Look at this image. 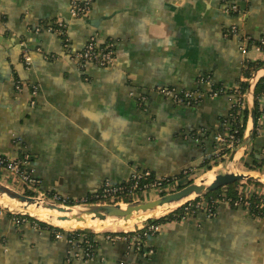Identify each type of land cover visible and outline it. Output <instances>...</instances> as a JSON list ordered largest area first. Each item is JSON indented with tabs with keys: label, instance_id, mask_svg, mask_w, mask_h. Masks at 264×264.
<instances>
[{
	"label": "crops",
	"instance_id": "crops-1",
	"mask_svg": "<svg viewBox=\"0 0 264 264\" xmlns=\"http://www.w3.org/2000/svg\"><path fill=\"white\" fill-rule=\"evenodd\" d=\"M69 3L0 0V156H27L26 169L39 181V191L72 200L95 193L104 181L122 185L135 171L158 178L206 171L202 163L215 159L218 150L213 127L231 110V96L206 97L186 107L151 90L190 91L202 75L231 88L244 78V60L261 63L255 75L264 76V54L251 48L242 54L240 41L223 33L237 23L251 38L264 37V0H242L240 18L226 14L220 0H92L88 13L72 20ZM57 19L67 25L69 50L59 37L33 32ZM91 35L113 43L114 61L80 71L68 51L82 49ZM24 54L31 60L27 67ZM32 83L38 86L34 107L26 88ZM254 86L246 87L249 114L244 136L226 156L231 163L243 165L250 153L264 159V95L255 122ZM137 95L147 96L145 110ZM254 174L264 181V164ZM192 197L162 208L174 209ZM151 211L118 228L140 223ZM15 223L0 213V264H264V218L225 205L211 217L198 213L162 223L145 242L152 249L147 260L124 241L111 244L96 236L95 261H68L63 241L37 226Z\"/></svg>",
	"mask_w": 264,
	"mask_h": 264
},
{
	"label": "built area",
	"instance_id": "built-area-1",
	"mask_svg": "<svg viewBox=\"0 0 264 264\" xmlns=\"http://www.w3.org/2000/svg\"><path fill=\"white\" fill-rule=\"evenodd\" d=\"M241 1L242 0H220L224 12L234 18H240V16L242 15L239 10V3ZM91 5L92 0H70L68 17L72 20L81 19L88 13ZM33 32H46L53 34L61 39L63 48L69 50L67 25L64 21L57 19L51 25L35 28ZM223 33L225 38H237L240 41V51L242 54H245L249 48L258 53L264 54V37L258 39L251 38L249 35L243 33L242 29L237 23L231 24L227 29L223 31ZM68 54L80 71H83L88 66L107 68L112 66L114 61L113 43L109 40L101 41L95 35H91L87 38L82 49L73 53H69L68 51ZM45 58L49 59V57ZM22 62L26 67L29 66L31 63L29 55L24 54L22 56ZM255 74L250 79L243 78L242 80H240L241 82L247 83L249 91L257 82ZM211 86L212 83L210 76L202 75L196 80L195 88L190 91H181L173 87L161 86L155 87L151 91L169 100L173 104L183 105L186 107H195L206 97L214 98L220 95L227 94L228 90L232 91L228 95L232 98L231 109H235L234 115H232V113H228V115L226 116V120L222 124L219 122L217 126L213 127V132H215L214 142L218 145L217 155L215 158V161L217 162L219 160L226 159L228 153H230V151H232L240 143L237 130L229 131L231 122L228 117L235 121V119L240 115L247 101L246 93L242 92L240 86L237 83L231 88L223 87L221 93L218 91H214ZM21 88L22 84L20 82H16L15 89L17 91H20ZM26 88L29 92V104L30 106L34 107L38 96V86L33 83L26 84ZM130 96H132V93H130ZM136 99L142 109L145 110L144 106L147 102V96L137 95ZM220 127H223L224 131H219ZM199 133L202 134L203 131H199ZM194 135L196 134H193V136ZM20 165L25 168L20 170ZM0 166V171H3L5 176L13 178L15 182L20 186L21 190L37 193V191L39 190V181L26 169L27 156H23V159L21 161L18 159H10L0 156ZM150 177L151 173L144 170L135 171L134 173H132L128 180L122 185H113L109 181H104L97 194H95V199L98 203L97 205L106 204L107 202H111L112 204H120V202H122L121 199L123 196L130 198V202H134L136 200L135 195H138V191L139 194H142L144 192L160 190L165 186L163 182L166 178H158L153 176V178L149 181ZM249 187L244 183L238 185L235 189V192L237 194V198L235 199L227 197L226 193L228 190L226 187H222L220 191L221 198L215 201L214 205H225L230 208L233 207L244 209L252 217L264 218V197L258 199V203L255 206L252 205V199L256 196H260L262 191L254 190L253 188L251 189ZM45 196L57 202H62L63 205L66 204V199L60 197L56 193H47L45 194ZM116 199H120V201L113 203ZM82 205L84 206V204H81V206ZM181 206H183V210L187 215L191 212L192 209H204L206 203H204L203 200L200 199L197 201H187ZM10 213L17 214L13 212ZM206 215L209 217L213 216L214 210H207ZM187 218L188 217H185L184 220H187ZM15 222L20 224H28L24 222L23 219L21 221L15 220ZM32 226L36 225L32 224ZM160 226L161 224L158 223H144L136 231L130 233H127L125 231H122L121 233L116 231H109L103 232L101 234H95L96 236H101V239L103 241L111 244L117 241H124L129 250L138 253L142 260H147L152 255V249L145 248V242L148 238L158 234ZM67 232L70 231L62 230V232H55L53 233V237L55 240L63 241L65 243L67 247L66 250L68 261L70 259L83 261L85 263L95 261L96 246H91L87 241H85V244H87V247H85L80 243L81 239L74 240L67 238Z\"/></svg>",
	"mask_w": 264,
	"mask_h": 264
},
{
	"label": "trees",
	"instance_id": "trees-1",
	"mask_svg": "<svg viewBox=\"0 0 264 264\" xmlns=\"http://www.w3.org/2000/svg\"><path fill=\"white\" fill-rule=\"evenodd\" d=\"M261 63L259 62H252V61H244L242 64V69H241V75L246 78V79H250L255 72H257V70L260 68ZM209 76V75H207ZM237 84L240 86L242 92L246 91V87H247V83L245 82H241V81H237ZM212 89L214 91H218V92H222L223 90V86L222 85H217V84H212ZM232 91L228 90L227 94H230ZM264 95V76L260 77L255 86H254V90H253V97H254V119L255 122L257 121L258 117H259V113H258V99ZM234 108L231 109L229 111V113H232V115H234ZM249 111L247 110V106L245 104L244 108L242 109L240 115L235 119V121L231 118L228 117V119L231 122L230 125V130H237L238 132V137L239 139H242V137L244 136V132H245V128H246V121H247V117H248ZM226 116L222 117L219 119V122L222 124L225 120H226ZM256 125V124H255ZM256 127L254 129L253 132V136L256 135ZM219 131H224L223 127L219 128ZM215 133V132H213ZM23 156H20L18 158V160H22ZM214 162L215 159H208L205 160L201 167H209V165L211 164V162ZM216 163L218 162H214L215 165H217ZM264 164V159L263 158H257L256 156L253 155V153H250V159L248 162H245L243 165L246 169V171L249 172H261V167ZM1 168V166H0ZM20 170L24 169L25 167H23L22 165H20ZM198 170L196 169L195 171H187L186 173H181L180 175H177L175 177H171V178H166L165 181L163 182L164 185H170L173 182H179V181H183V180H187L189 179L190 176H192V174L196 173ZM153 174L151 173V177L149 179V181L153 178ZM191 179H189L190 181ZM240 182H236L233 184H230L228 186H226L227 188V193L226 196L227 197H231L232 199L237 198V194L235 192V189L238 185H240ZM246 184H251L254 185L257 188H262L263 191L261 193L260 196H256L252 199V205L255 206L258 203V199L264 197V187L256 182H249L247 181ZM221 188L217 189L215 191L206 193L204 195H202V199L204 203H206V206L204 209H200V210H191V212L189 214L186 215V213L183 210V206H180L179 208H177L176 210H174L173 212H171L170 214L158 218V219H150L149 221H147L146 223H158V224H162V223H167V222H179L181 220H184L185 217H188L187 219H189L190 217L198 214V213H205L207 212V210H214V213L217 209V207L219 205H214L215 201L219 200L221 198L220 194H221ZM98 191H96L95 193L89 194L87 195L85 198L83 199H78V200H72V199H66V204L67 206H74V205H81V204H88V205H92V204H96L97 201L95 199V194H97ZM137 194L139 195V191L137 192ZM122 202L124 203H128L130 201L127 200L126 196L122 197ZM200 200V199H195V201ZM120 199H116L113 203L119 202ZM215 206V207H214ZM214 207V208H213ZM233 208V207H232ZM244 210V209H243ZM0 213L5 214L6 216H10L12 217L14 220L17 221H21L22 219L24 220V222L32 225L35 224L37 227L42 228L44 230H47L50 234L49 236L54 239L53 237V233L55 232H62L61 229H57L54 228L48 224L33 220L31 217L29 216H25V215H21V214H11L9 211H6L4 209H2L0 207ZM254 218V217H253ZM16 226L18 225H22L20 223H15ZM96 236V234L94 232H92V230L89 229H78L72 232H67L66 233V237L69 239H74V240H79L81 239V244L84 245L85 247H87V244H85V241L88 242L89 245L91 246H98V244L96 243V241L94 240V237Z\"/></svg>",
	"mask_w": 264,
	"mask_h": 264
},
{
	"label": "water",
	"instance_id": "water-1",
	"mask_svg": "<svg viewBox=\"0 0 264 264\" xmlns=\"http://www.w3.org/2000/svg\"><path fill=\"white\" fill-rule=\"evenodd\" d=\"M251 117L252 120L254 121L253 113ZM244 181H254L264 185V181H262L260 177H252L249 174L237 173L231 169L228 170V172L225 174L213 175V180L210 182L209 185H206L204 183L197 184V182L191 183L188 184L186 187L179 189L178 191H175L165 196H161L160 198L155 200H151L147 202H132V203H127L125 205L102 204V205L92 206L89 208L88 207L86 208L83 207V208L87 210L88 215L93 214L94 218L98 219L99 221L113 220V219L127 220L133 214H137L140 212L145 213L147 211L153 210L155 207H158L160 205L178 202L191 195L192 196L203 195L215 191L217 189H220L222 187H226L230 184L236 182H244ZM3 195L6 196L8 199L15 200L16 202L21 204L38 205V206L40 205L45 209L57 210L58 212H64V210L74 208L73 206L63 207V206L51 205L42 202L41 200L34 199L32 197H26L24 195H20L0 185V196Z\"/></svg>",
	"mask_w": 264,
	"mask_h": 264
},
{
	"label": "bare ground",
	"instance_id": "bare-ground-1",
	"mask_svg": "<svg viewBox=\"0 0 264 264\" xmlns=\"http://www.w3.org/2000/svg\"><path fill=\"white\" fill-rule=\"evenodd\" d=\"M210 175L212 176L207 181L205 182L201 181L199 182V184L204 183L206 185H209L210 182L213 180L214 174L209 172L208 175L202 178V179H206ZM191 196H188V197H191ZM0 204L8 206L12 211L23 212L27 216L33 219H36L39 222L54 225L56 227H60L66 230H78V229H86V228L101 230V229H106V228L108 229L118 228V227L123 226L125 223H130L134 219H140L142 217L138 215L139 213H137V214H133L132 216H130L127 220L113 219V220L99 221L98 219L94 218L93 214L88 215L87 210H85L82 206H77L72 209H67V210H64V212H58L57 210L45 209L40 205L38 206V205L21 204V203L16 202L15 200L8 199L4 195L0 196ZM162 206L163 205L155 207L149 214H146L147 216L144 217L140 221V223L146 219L153 218L160 211L167 210V208H162ZM176 208L177 207H175L174 209ZM174 209L167 210V213L173 211Z\"/></svg>",
	"mask_w": 264,
	"mask_h": 264
},
{
	"label": "rangeland",
	"instance_id": "rangeland-1",
	"mask_svg": "<svg viewBox=\"0 0 264 264\" xmlns=\"http://www.w3.org/2000/svg\"><path fill=\"white\" fill-rule=\"evenodd\" d=\"M228 159L229 158H226V159H222V160L217 161L218 162V163H216L217 165L214 164L215 161L214 162L212 161L206 171H199L197 173L192 174V176L189 177V179H191L190 181H189V179H187V180H183V181H179V182H173L169 186L168 185H165L160 190L151 191V192H144L142 194L135 195V199L136 200L134 202H147V201H151V200L158 199L161 196L168 195V194L173 193L175 191H178L179 189H181L183 187H186L188 184L195 183L198 178H200L201 176H203L207 172H210V173H212L214 175H220V174L227 173L228 170H231V168H232V170L234 172H237V173L249 174L252 177H256L257 176L256 174L252 175L253 172L246 171L244 165H241L240 163H236V164L233 163V162L231 163V161H229L230 159L229 160ZM0 185L4 186V187H6V188H8V189H10V190H12V191L20 194V195H24L26 197H32L34 199L41 200L42 202H45V203H48V204H51V205L63 206V207H66L67 206L65 204L63 205L62 202H57V201H55V200H53V199L48 198L47 196H45V194H47V192L44 194V192L42 193L39 190L37 191V193L23 191V190H21L20 186L15 182V180L13 178L7 177L5 175L4 176L3 175L0 176ZM201 196L202 195H199V196H195L194 195L192 197V199L188 200V202L189 201H192V200H195L197 198L198 199H202ZM127 200L130 201V198H127ZM131 200H133V199H131ZM128 203H132V202H128ZM97 204L98 203L92 204V205L84 204V206L82 205V207H84V208L88 207L89 208V207H92V206H97ZM106 204H109L110 205L112 203L111 202H107ZM125 204H127V203L120 202V205H125ZM99 205H102V204H99ZM181 205H183V203ZM77 206H81V205L78 204V205H74L73 207H77ZM0 207L2 209L6 210V211H10V212H14V213H17V214H21V215L27 216L23 212L12 211L8 206H5L3 204H0ZM177 208H179V207H177ZM176 209H174V210H176ZM173 211H171V212H173ZM171 212L167 213L166 215L170 214ZM166 215H164V216H166ZM164 216H162V217H164ZM158 218H161V217H158ZM158 218H150V219H158ZM150 219H146V220L142 221L141 223H138L136 225H133L130 228H125V229L124 228H117V229H110V230L105 229V230H100V231H104V232L116 231V232H119V233H121L122 231H125L127 233H130V232L136 231L139 227H141L144 223H146ZM33 220H36V219H33ZM48 225H50V224H48ZM50 226H52L54 228H57V229H61L60 227H56L54 225H50ZM61 230H63V229H61ZM89 230H93V229H89ZM63 231H70L71 232V231H75V230H63ZM93 231H95V230H93ZM101 233H103V232H101ZM101 233H98V234H101Z\"/></svg>",
	"mask_w": 264,
	"mask_h": 264
}]
</instances>
